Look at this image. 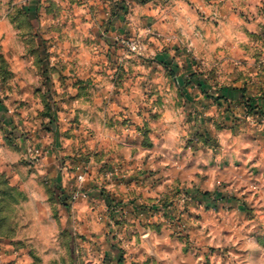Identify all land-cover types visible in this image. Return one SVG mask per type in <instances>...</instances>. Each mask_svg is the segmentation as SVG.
<instances>
[{
	"label": "rangeland",
	"instance_id": "obj_1",
	"mask_svg": "<svg viewBox=\"0 0 264 264\" xmlns=\"http://www.w3.org/2000/svg\"><path fill=\"white\" fill-rule=\"evenodd\" d=\"M200 1L161 14L154 0H0V264H107L111 229L126 241L133 218L170 230L184 252L194 247L189 187L176 192L178 211L160 201L106 133L128 127L152 147L164 131L181 148H218L219 134L264 123L262 109L222 94L264 69L251 60L264 45L228 37ZM188 86L208 103L187 106ZM111 100L127 104L120 118ZM255 215L243 217V234L242 216H225L228 244L209 246L206 262L264 264V208Z\"/></svg>",
	"mask_w": 264,
	"mask_h": 264
},
{
	"label": "crops",
	"instance_id": "obj_2",
	"mask_svg": "<svg viewBox=\"0 0 264 264\" xmlns=\"http://www.w3.org/2000/svg\"><path fill=\"white\" fill-rule=\"evenodd\" d=\"M194 1L154 0L153 3L157 12L165 14L178 6H194ZM200 3L217 17L219 30H225L228 37L233 34L240 38L243 35L251 38L252 44L264 45V0H202ZM35 10V7L31 9L33 13ZM1 20L0 14V26ZM251 60L264 61V54L251 57ZM241 87L225 86L222 94L233 107L242 108L251 104L264 111V69L257 68L250 84L246 88ZM184 89L188 93V99L184 102L187 106H196V99H200L202 104L208 103L198 88L188 86ZM110 104L115 119L120 118V111L126 109L125 101L111 100ZM262 120L264 122V118ZM130 131L124 127L122 134L116 128H107L106 134L112 142L114 154L123 159L124 169L129 167L127 173L145 176L148 181H153L152 194L160 201H174L177 211L183 204L176 192L179 187H189L187 190L194 198L187 202L186 216H189L194 247L184 252L178 240L171 236L170 230L164 228L160 232L152 231L150 227H141L139 220L133 218L132 223H135L130 222L124 229L126 241L119 239L123 234L115 237L111 229L112 239L105 248L107 264H210L204 255L207 248L228 244L229 226L225 223V216H242L243 223L234 229L243 234V217L257 216L255 212L264 208V123L254 125L246 132L235 128L229 134H219L218 148L201 145L198 149L181 148L176 137L168 143L167 136L163 137L166 134L164 131L159 133L160 137L154 140L153 146L148 147L143 144L145 137L140 131H132L131 134ZM59 181L56 183L57 189L61 188ZM111 186L114 191L122 193L116 190L114 183ZM123 187L125 189L126 186ZM205 192L211 193V196L217 193L218 199L206 195L196 197L198 193ZM62 193L67 196L65 188ZM224 196L230 198L223 199ZM212 220L218 223H211ZM149 234L155 245L154 257L148 255L146 237Z\"/></svg>",
	"mask_w": 264,
	"mask_h": 264
},
{
	"label": "built area",
	"instance_id": "obj_3",
	"mask_svg": "<svg viewBox=\"0 0 264 264\" xmlns=\"http://www.w3.org/2000/svg\"><path fill=\"white\" fill-rule=\"evenodd\" d=\"M132 47L136 50L140 48L139 44H137L136 42H132Z\"/></svg>",
	"mask_w": 264,
	"mask_h": 264
},
{
	"label": "trees",
	"instance_id": "obj_4",
	"mask_svg": "<svg viewBox=\"0 0 264 264\" xmlns=\"http://www.w3.org/2000/svg\"><path fill=\"white\" fill-rule=\"evenodd\" d=\"M203 194L206 195V196H208V197L211 196V193H209V192H205V193H203Z\"/></svg>",
	"mask_w": 264,
	"mask_h": 264
}]
</instances>
